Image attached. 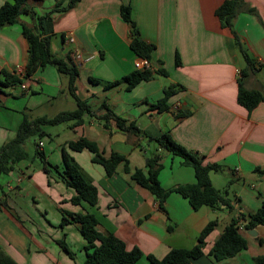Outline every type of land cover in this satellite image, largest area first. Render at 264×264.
Returning <instances> with one entry per match:
<instances>
[{
  "label": "crops",
  "instance_id": "obj_1",
  "mask_svg": "<svg viewBox=\"0 0 264 264\" xmlns=\"http://www.w3.org/2000/svg\"><path fill=\"white\" fill-rule=\"evenodd\" d=\"M6 1L10 0H0V5ZM69 1L28 0L32 12L0 28V147L16 137L25 116L30 120L53 117L77 107L67 75L54 64L39 67L26 78L27 88L4 83L3 70L14 74L18 65L25 68L27 63L23 24L49 37L52 57L72 59L76 49L93 56L78 64L76 92L94 111L85 113L84 121L73 128V121H68L63 133L45 125L47 134L38 139L43 143L35 145L43 156L35 151L37 158L31 163L21 159L10 172L0 174L2 249L18 264H80L87 256V241L79 222L69 216L62 224V211L88 210L96 214L102 232L115 234L127 249L141 250L138 264H153L149 255L161 259L172 248L194 246L212 220L217 225L207 237L204 254L190 264H264L263 225L254 228L255 235L243 229L247 247L235 255L217 260L210 254L231 219L240 212L256 211L264 199V100L248 110L237 99L244 69L248 70L245 87L264 93V0H245L233 19L234 30L253 60L251 68L232 30L216 15L225 0H77L63 10ZM122 5L131 6L140 36L156 46L150 60L154 77L132 89L124 77L137 69L142 57L130 46L132 32L122 18ZM69 34L75 39L72 43L67 41ZM171 84L178 90L168 98V109H159L155 104ZM104 103L126 124L135 122L145 135L119 128L113 118L105 125L99 118L105 112L100 109ZM164 132L204 163L222 165L223 170L212 171L210 178L216 188L228 189L233 208L221 204L194 209L176 191L161 206L154 193L131 178L123 163L108 175L94 161V153L68 148L69 141L85 136L103 156L117 152L129 160L132 169L143 170L149 158L159 153L158 178L164 188L196 182L191 165L150 139ZM46 136L53 140L49 146ZM63 147L97 187L95 205L73 203L75 190L56 170L43 168L48 161L62 169Z\"/></svg>",
  "mask_w": 264,
  "mask_h": 264
},
{
  "label": "trees",
  "instance_id": "obj_2",
  "mask_svg": "<svg viewBox=\"0 0 264 264\" xmlns=\"http://www.w3.org/2000/svg\"><path fill=\"white\" fill-rule=\"evenodd\" d=\"M77 0H70L69 3L62 8L69 9ZM28 0H10L0 5V28L18 22L19 16L22 13H30L32 10L27 6ZM245 0H225L216 10V15L224 27H228L234 34L235 43L245 58L248 66L253 65L252 58L248 55L241 43L238 34L234 30L233 19L236 17L240 7ZM59 5H56L54 10H57ZM49 14V13H48ZM47 14V16H48ZM32 15H34L32 13ZM122 18L130 25L132 32L131 48L139 56L151 60L154 55L156 46L153 43L146 42L141 36L139 28L132 18V10L130 5L121 6ZM40 19V18H39ZM22 32L28 42V59L25 66V76L21 78L16 72L9 73L5 70L2 73L5 76V84H21L24 78H29L39 67H44L47 64H54L58 70L66 74L68 77V89L71 95L76 99L77 107L71 111H63L53 117H38L30 120L27 116L24 117L18 127L16 137L6 142L0 147V174L8 173L16 163L24 159L28 155L25 150V142L32 135H39V138L46 135L45 125H56L63 122L73 121L70 127L80 125L84 121L85 113L94 112L87 101L83 100L76 92V81L79 76L78 64L72 59H58L52 57L50 52L49 37L41 36L33 27L26 24L22 25ZM179 63V60H177ZM164 72V70H160ZM153 69H136L127 76L124 80L128 83V89H132L141 81L150 80L154 77ZM248 75V70L244 69L238 80V102L248 110L253 109L258 103L264 100V93L260 90L248 89L245 87V77ZM93 80V79H92ZM94 81V80H93ZM117 82L111 83L114 85ZM178 86L171 84L164 88V96L155 104L159 109H168V98L176 93ZM100 109L105 110L99 116L107 125L111 118L115 119L119 128L131 131L138 135H145L135 122L126 124V119L117 115L114 110L106 103L102 104ZM155 140L160 147H163L173 155H178L183 159V163L191 165L195 170L196 182L187 183L175 186L173 188H164L158 178L162 164L159 162L160 154L155 153L149 158L146 170L141 168L132 169L129 160L122 154L113 152L109 157L103 156L98 145L89 140L85 136H80L76 140L68 142V148L74 151L88 149L94 153V161L100 163L108 175L116 172L119 164L123 163L124 170L130 173L131 178L137 183L147 187L159 199L162 206L166 197L173 191L179 192L186 197L194 209L202 206L220 207L221 204H227L233 208L229 202L227 191H222L216 188L210 178L212 171L219 172L223 170L222 165L204 161L198 157L193 151L187 149L178 143L169 132H164L157 137H150ZM39 145V141H36ZM36 154L43 156V153L36 149ZM63 167L59 170L58 165L49 163L44 164V169L49 172L51 168L56 170L61 176L63 182L75 190V195L71 198L73 203H81L83 201L95 205L98 201V189L87 178L86 174L78 163L73 159L65 147L62 149ZM231 183V181H230ZM63 212L62 224L69 221V216L73 221L79 222L81 232L87 241L86 259L80 264H138L142 252L139 248L134 247L127 249L125 242L110 232H102L99 229V220L95 213L85 210L84 212L72 213ZM240 224L244 230L254 229L257 226H264V199L262 205L253 212H240L236 217L224 227L222 233L214 242L210 249V254L215 259L220 260L235 255L240 250L247 247V239L240 229ZM217 225V220L208 222L201 230L197 243L190 247H175L172 248L163 258L159 259L152 255L148 258L153 264H190L193 259L199 258L204 254V249L207 245V237ZM68 253L73 256L74 253L67 248L63 241L59 242ZM0 264H18L10 255H8L0 246Z\"/></svg>",
  "mask_w": 264,
  "mask_h": 264
},
{
  "label": "built area",
  "instance_id": "obj_3",
  "mask_svg": "<svg viewBox=\"0 0 264 264\" xmlns=\"http://www.w3.org/2000/svg\"><path fill=\"white\" fill-rule=\"evenodd\" d=\"M67 41L69 43H72L75 41L74 37L72 35H68L67 37ZM93 56H85L81 51L79 50H73V52L71 53V58L73 60L74 63L76 64H79L83 61H86V60H89L91 59ZM136 66H137V69H153L152 67V64H151V61L146 59V58H141L139 59L137 62H136ZM15 72L18 76H20L21 78H23L25 76V68L18 65L15 69ZM24 80H26V78H24ZM21 88H27V85L25 83V81H23L21 84H20ZM42 141L39 142V145L41 146L42 145ZM240 229L243 230V225L240 224Z\"/></svg>",
  "mask_w": 264,
  "mask_h": 264
},
{
  "label": "rangeland",
  "instance_id": "obj_4",
  "mask_svg": "<svg viewBox=\"0 0 264 264\" xmlns=\"http://www.w3.org/2000/svg\"><path fill=\"white\" fill-rule=\"evenodd\" d=\"M67 122H63L57 125H50L49 128H55L54 130H59L61 133H63L64 131H66V125ZM39 139V135H32L26 142H25V150L28 153V155L26 157H24V160L27 163H31L33 161L34 158H37L36 154H35V145H36V141H38ZM51 138L49 137H45V140L47 142V146H49V144H51L53 142V140H50Z\"/></svg>",
  "mask_w": 264,
  "mask_h": 264
},
{
  "label": "water",
  "instance_id": "obj_5",
  "mask_svg": "<svg viewBox=\"0 0 264 264\" xmlns=\"http://www.w3.org/2000/svg\"><path fill=\"white\" fill-rule=\"evenodd\" d=\"M248 232H249V234H252V235L256 234V230L255 229H250Z\"/></svg>",
  "mask_w": 264,
  "mask_h": 264
}]
</instances>
